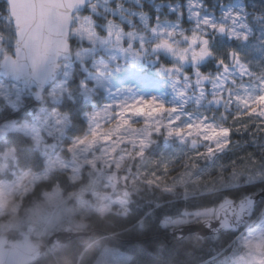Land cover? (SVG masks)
I'll list each match as a JSON object with an SVG mask.
<instances>
[{"label":"snow or ice","instance_id":"obj_1","mask_svg":"<svg viewBox=\"0 0 264 264\" xmlns=\"http://www.w3.org/2000/svg\"><path fill=\"white\" fill-rule=\"evenodd\" d=\"M164 8L155 0L0 4V149L17 146L73 180L82 165L115 171L109 179L118 181L129 165L125 184L185 206L154 196L134 208L112 201L120 217L137 213L138 225L151 227L131 256L105 248L97 264H152L149 249L169 228L182 244L198 225L206 254L215 253L206 264H216L226 239L264 241V4L177 0ZM146 154L158 158L142 172Z\"/></svg>","mask_w":264,"mask_h":264},{"label":"trees","instance_id":"obj_2","mask_svg":"<svg viewBox=\"0 0 264 264\" xmlns=\"http://www.w3.org/2000/svg\"><path fill=\"white\" fill-rule=\"evenodd\" d=\"M2 2L0 0V4ZM169 2L176 3L177 0H155V3H162L165 7ZM179 2L184 4L186 0H179ZM253 2L257 7L264 4V0H253ZM144 11L153 16V11L149 10L148 6ZM171 18L175 20L172 15ZM228 43L226 39L223 41L224 51L227 50ZM204 67L209 71L213 70L212 65ZM221 111L223 110L221 109ZM229 123H231V119ZM79 127L80 125H77V128ZM71 134L69 133V135ZM76 134L80 133L77 132ZM233 139H238V137H233ZM15 147V156L19 164L34 170L42 168V166L37 165L32 153L23 150L18 151L17 146ZM5 148L0 149V151ZM247 151L252 152L253 149L248 148ZM157 158V155L146 154L141 171L146 172L154 168L153 162ZM257 160H259L258 156ZM127 167L129 165H125L121 169L120 177L128 174ZM135 167L133 166V171H135ZM81 173L80 181L69 184V190L72 193L66 195L60 205H52L42 197L43 191L52 186L54 182L52 177L36 185L28 184L20 187L15 192L14 202L10 206L0 205V234H4L9 242L23 238L24 234L28 232L29 226H33L32 232L36 227L47 226L48 230H52L57 225H62V227L70 226L75 231L85 233L63 244L48 246L33 264H97L105 248L131 256L130 249L142 247L141 242L148 238L144 233H147L151 226L140 227L137 223V213H133L129 217H120L118 215L119 210L116 209L106 213L98 211L100 201L93 197L92 192L85 189L84 186L89 178L98 176L99 172L93 173L91 169L85 168L81 169ZM177 174L178 172H172L167 179L171 180ZM116 190L117 194L123 197H125V192H128V196L125 198L129 201L130 207L133 208L136 207L137 201L142 200L143 203H147L153 196L158 198L160 202L165 199L171 200L181 211L185 207L176 196H170L162 190H155L154 192L145 190L143 185L139 184H125L124 182V184L117 186ZM188 210L194 209L189 208ZM244 230L245 228H241V232ZM167 232L169 233L167 239H162L155 246L156 252L149 249L152 264H206V261L215 255L214 252L210 255L206 254L209 252V245L204 237L200 238L195 233H189L182 244H177L171 236L172 229H167ZM151 235L155 236L156 233L152 232ZM46 238L47 236L43 234L38 241L45 243ZM234 238L233 236L232 239ZM169 247H171L172 256L166 258L163 252ZM219 249L215 257L216 264H244L238 261V257L245 251L243 241L230 245L226 239L219 246Z\"/></svg>","mask_w":264,"mask_h":264},{"label":"rangeland","instance_id":"obj_3","mask_svg":"<svg viewBox=\"0 0 264 264\" xmlns=\"http://www.w3.org/2000/svg\"><path fill=\"white\" fill-rule=\"evenodd\" d=\"M148 7L149 10L153 11L154 16L155 9L151 6ZM164 11H167L166 7L164 8ZM172 17L175 16L172 15ZM166 18L173 20L171 15L167 16ZM183 26L189 27V24L184 22ZM136 126L139 127L140 125ZM15 151V146H9L3 151H0V205L2 206H10L14 202L15 192L20 187L27 186L28 184L36 185L43 180H48L50 177L54 179V182L49 189L43 191L42 197L52 205H60L64 201V197L72 193V191L69 190V184L80 181L82 177L81 169H85L81 165L79 175L75 180L71 179L70 172H65L60 167L52 168L48 166L47 161L44 162V166H42V168L34 170L19 164L17 157L15 156ZM6 153L8 154L6 155ZM101 167L103 168V162H101ZM122 168H124V166ZM109 175L115 176L116 173L113 171L111 174H109L105 169L103 173L99 172L98 176L96 175L92 178H89L84 186L85 189L92 192L93 197L100 201L98 211H100V209L109 207V205H111V210H119V206L113 204L112 201L126 199L125 197L117 194L116 190L117 186L124 184L122 177L118 181L110 180ZM53 193L59 194L60 199L58 202H54L49 199ZM60 228H62V225H57L52 230H48L47 226L36 227V229L32 232V238L35 241H38L41 235L45 234L48 236L56 229ZM246 231L247 229L245 228L243 232ZM243 246L245 251L238 257V261L244 264H264V241H254L250 243L243 242Z\"/></svg>","mask_w":264,"mask_h":264},{"label":"water","instance_id":"obj_4","mask_svg":"<svg viewBox=\"0 0 264 264\" xmlns=\"http://www.w3.org/2000/svg\"><path fill=\"white\" fill-rule=\"evenodd\" d=\"M191 227L193 231L189 233H195L200 238L204 237V232L200 230L198 225H192ZM32 229L33 226H29L28 232L24 234V237L14 242H9L4 234H0V253L3 254V264H33L48 246L60 245L85 234L82 231L73 230L70 226H65L49 234L46 242L43 243L32 239Z\"/></svg>","mask_w":264,"mask_h":264},{"label":"flooded vegetation","instance_id":"obj_5","mask_svg":"<svg viewBox=\"0 0 264 264\" xmlns=\"http://www.w3.org/2000/svg\"><path fill=\"white\" fill-rule=\"evenodd\" d=\"M202 70L206 73L208 72V69L206 67H203Z\"/></svg>","mask_w":264,"mask_h":264}]
</instances>
